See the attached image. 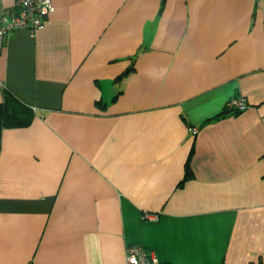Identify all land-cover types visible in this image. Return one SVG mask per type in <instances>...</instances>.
Returning a JSON list of instances; mask_svg holds the SVG:
<instances>
[{
  "label": "crops",
  "instance_id": "crops-1",
  "mask_svg": "<svg viewBox=\"0 0 264 264\" xmlns=\"http://www.w3.org/2000/svg\"><path fill=\"white\" fill-rule=\"evenodd\" d=\"M51 2L0 51V264H264V0Z\"/></svg>",
  "mask_w": 264,
  "mask_h": 264
},
{
  "label": "built area",
  "instance_id": "built-area-1",
  "mask_svg": "<svg viewBox=\"0 0 264 264\" xmlns=\"http://www.w3.org/2000/svg\"><path fill=\"white\" fill-rule=\"evenodd\" d=\"M51 0H14L10 7L4 6L0 0V51L3 40L16 30L26 29L31 33L45 26V17L53 11ZM243 99L233 98L226 103L230 110L246 108ZM197 127L189 128L192 134L197 133ZM151 217L150 215H148ZM122 264H157L154 253L144 247L131 245L127 247Z\"/></svg>",
  "mask_w": 264,
  "mask_h": 264
},
{
  "label": "trees",
  "instance_id": "trees-1",
  "mask_svg": "<svg viewBox=\"0 0 264 264\" xmlns=\"http://www.w3.org/2000/svg\"><path fill=\"white\" fill-rule=\"evenodd\" d=\"M6 96V94H5ZM2 106V122H3V125L6 126V127H20V126H24L26 124H28L30 121V117L32 115V110L23 105L22 103H19V101L17 100L16 101V104L13 105L12 101L9 102V107L6 105L5 106V103L1 105ZM19 110L20 111H24V115L21 116V114L19 113ZM227 110L229 112H234V113H237L239 110H233L231 111L230 109L227 108ZM192 152H193V146L191 148V151L189 153V156H188V159H187V162H186V165H185V168H186V171L189 169V158L191 157L192 155Z\"/></svg>",
  "mask_w": 264,
  "mask_h": 264
}]
</instances>
